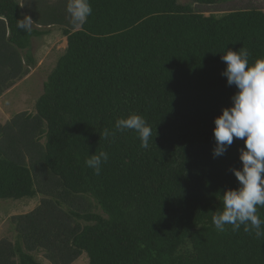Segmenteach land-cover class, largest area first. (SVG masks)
<instances>
[{"label":"trees","instance_id":"obj_1","mask_svg":"<svg viewBox=\"0 0 264 264\" xmlns=\"http://www.w3.org/2000/svg\"><path fill=\"white\" fill-rule=\"evenodd\" d=\"M179 1L89 0L83 25L71 22L62 2L65 11L58 4L33 19L65 26L67 48L36 113L0 125V200L32 197L34 165L61 190L12 217L20 241L0 243V264H40L36 250L51 264H72L83 253L87 264H264V236L243 225L219 232L212 223L224 191L238 187L231 169L242 167L244 147L234 138L213 157L214 118L237 91L221 75V56L243 47L249 64L264 59V13L205 17L192 4L221 0ZM23 17L16 0H0V94L22 74L24 59L34 64L31 40L44 35L19 30ZM133 113L152 128L148 149L133 130L103 136ZM100 152L109 158L97 175L85 162ZM79 195L104 216L62 210ZM258 215L264 219V207Z\"/></svg>","mask_w":264,"mask_h":264},{"label":"clouds","instance_id":"obj_2","mask_svg":"<svg viewBox=\"0 0 264 264\" xmlns=\"http://www.w3.org/2000/svg\"><path fill=\"white\" fill-rule=\"evenodd\" d=\"M89 0H68L67 12L74 25H83L92 14ZM33 19L25 15L17 20V28L30 33ZM249 52L245 48L238 51L228 50L221 56L226 68L221 75L227 78L229 86L237 91L231 97V106L222 109L214 118L213 136L215 146L213 157L226 153L235 139L244 141L240 149V169H231L238 181V187L223 193V208L216 210L212 223L219 232L227 230L231 225L233 231L244 226L246 233L264 236V219L258 215V206L264 207V59H257L249 64ZM133 130L140 139V146L148 149L153 139L152 128L145 118L133 113L126 118L117 119L115 130L105 129V139L113 137L116 131ZM108 154L90 155L86 165L99 175L101 166L107 162Z\"/></svg>","mask_w":264,"mask_h":264},{"label":"rangeland","instance_id":"obj_3","mask_svg":"<svg viewBox=\"0 0 264 264\" xmlns=\"http://www.w3.org/2000/svg\"><path fill=\"white\" fill-rule=\"evenodd\" d=\"M21 7L23 16L28 15L32 19H39L40 13L57 7L64 10L63 4L68 0H16ZM63 2V4H62ZM181 4H189L190 0H180ZM39 8V9H37ZM192 9L196 13H201L205 17H221L234 11L257 10L264 13V0H221L211 6H199L192 4ZM39 10V11H37ZM65 11V10H64ZM34 21V20H33ZM33 28L44 32L40 37L31 40L29 53L34 60L33 65L23 60L22 74L5 83L0 94V125L4 126L10 122L17 114L26 113L34 115L37 99L43 92V85L51 74L58 59L64 54L67 48V37L64 35L65 26L47 25L41 26L33 23ZM79 29V26L75 28ZM24 56V54L22 53ZM40 140V144L44 143ZM32 178V197L19 200H0V243L9 242L14 244L20 241L12 222V217L28 214L39 207L43 200L51 199V193H59L60 188L55 179L46 176L44 171H40L39 166L30 167ZM50 177V178H49ZM62 210L68 212L72 210L77 213H91L104 216L96 201L88 195L73 196L71 205L63 206ZM78 227H83L86 223L82 220L74 219ZM34 259L40 264H51L45 258L43 250H36L31 253ZM88 257L83 253L72 264H87Z\"/></svg>","mask_w":264,"mask_h":264}]
</instances>
